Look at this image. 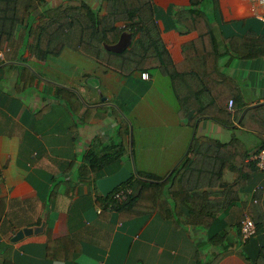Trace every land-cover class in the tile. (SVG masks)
<instances>
[{
	"label": "crops",
	"instance_id": "obj_1",
	"mask_svg": "<svg viewBox=\"0 0 264 264\" xmlns=\"http://www.w3.org/2000/svg\"><path fill=\"white\" fill-rule=\"evenodd\" d=\"M68 1L16 0L13 33L0 39V264H213L218 254L215 264H250L238 229L246 207L255 202V189H264V173L255 172L246 190H235L229 187L232 175L221 176V168L227 154L223 145L245 154L247 161L264 147L262 5L218 0L215 7L204 6L219 41V69L236 84L243 102L234 105L239 103L236 98L232 110L226 102L229 111H239L230 126L209 119L195 122L197 141L180 184L190 193L205 195L214 218L206 231L182 224L183 215L173 221L163 208L148 214L150 210L143 207L137 215L104 209L95 184L77 179L78 167L90 160V149L94 159H104L97 171L104 173L102 177L118 171L130 158V150L136 176H167L185 156L195 125L191 128L178 117L167 76L149 67L142 70L148 73L147 80L138 70L122 75L86 56L78 48L76 25L55 40L63 44L59 54L43 61L31 57L29 27L46 10ZM76 1L101 9V0ZM152 2L163 44L171 61L179 63L182 45L197 33H180L174 13L188 7L190 0ZM6 21L0 29L10 31ZM230 36L241 40L231 46L223 40ZM130 44L125 30L108 52L120 55ZM250 109L257 120L242 126ZM117 114L132 131L131 141L130 130L127 137L129 151L119 158ZM260 196L264 211V195ZM41 226L38 233L13 241L18 231ZM221 231L228 233L227 250L208 242L210 234ZM256 240L264 244V233Z\"/></svg>",
	"mask_w": 264,
	"mask_h": 264
},
{
	"label": "trees",
	"instance_id": "obj_2",
	"mask_svg": "<svg viewBox=\"0 0 264 264\" xmlns=\"http://www.w3.org/2000/svg\"><path fill=\"white\" fill-rule=\"evenodd\" d=\"M217 1L190 0L188 7L174 13L175 21L181 26L178 28L180 33L189 31L197 33L196 38L182 45L183 59L176 64L171 61L155 24L156 10L152 0H101L100 11L94 10L84 2L71 0L55 9H48L38 23L29 27L32 41L27 46L28 52L39 61L45 60L49 55L59 54L63 44L55 43V40L69 27L76 25L80 29L78 48L86 56L105 63L122 75L137 70L142 72L143 68L149 67L167 76L178 103V117L184 119L191 128L197 120L202 119L230 126L232 117L237 118L239 111L236 108L229 111L226 102L231 99L234 102L236 98L239 103L234 105L241 106L243 102L236 84L219 69L218 59L221 54L219 41L204 9L207 3L217 6ZM15 2L16 0H0V23L3 25L4 21L8 20L6 22H9L11 29L10 31L0 29V39H5L7 33H13L17 21L12 17ZM118 23L123 25L119 26ZM125 30L130 33L129 49L120 55L110 54L106 46L114 44ZM223 40L232 46L233 42L238 43L241 39L230 36ZM254 113L253 109L248 110L241 119V125L255 119ZM116 118L120 137L116 144L121 147L116 156L119 158L129 151L127 139L129 128L122 116L117 114ZM196 141L197 138L194 136L187 154L168 177L151 174L132 175L108 195L100 196L104 203L103 208H113L119 215H137L142 213L143 207L150 210L148 214L155 210L160 212L159 210L163 208L166 217L173 221L183 215L182 224L185 226L209 231L214 218L206 207L205 195L190 193L180 184V175L193 156ZM230 142V145H234L235 138ZM223 149L227 154L221 168V176L231 174L229 187L246 190L255 172L259 171L254 161L245 160V154L240 155L227 145H223ZM89 153L88 164L79 166L76 175L79 181L95 184V181L104 175L97 171L105 162L100 156L93 158L95 154L93 149H90ZM105 156L108 158L110 153L107 152ZM121 164L122 161H118V165ZM225 184L221 180V185ZM125 187H130L132 193L123 201H116L115 191ZM260 195H264V189L257 187L252 195L255 202L252 201L246 207L247 215L255 224L254 237L243 242L241 234L239 235L243 254L250 264H264V244H257L256 240V236L264 233V211L258 203ZM238 230L240 233V226ZM227 234L226 231L210 234L208 242L227 250L229 246L225 243ZM220 257L221 254L215 255L212 263L218 262Z\"/></svg>",
	"mask_w": 264,
	"mask_h": 264
},
{
	"label": "water",
	"instance_id": "obj_3",
	"mask_svg": "<svg viewBox=\"0 0 264 264\" xmlns=\"http://www.w3.org/2000/svg\"><path fill=\"white\" fill-rule=\"evenodd\" d=\"M106 49L110 50V49H112V47L106 46ZM196 126L197 125H195L194 131H193V136H194L195 130L197 128ZM131 136H132V131H131V127H130V141H131ZM192 139H191V141L187 147L185 155L187 154V152L190 148ZM129 153H130V158L123 163V165L119 168L118 171H116L115 173H113L111 175L101 177L95 181V186L97 187V189L101 193V195H103V196L108 195L113 190H115L117 187H119L120 185L125 183L132 175H135V167L133 164V160L131 158V150ZM177 165H178V163L171 169V171L168 173V175L166 177H168L171 174V172L173 171V169ZM41 230H42V226L40 228H35V229L24 228L15 234L13 241H17V240H19V239H21L27 235L36 234Z\"/></svg>",
	"mask_w": 264,
	"mask_h": 264
},
{
	"label": "built area",
	"instance_id": "obj_4",
	"mask_svg": "<svg viewBox=\"0 0 264 264\" xmlns=\"http://www.w3.org/2000/svg\"><path fill=\"white\" fill-rule=\"evenodd\" d=\"M252 1H255L259 3L260 5H262L263 11H264V0H252ZM140 75L142 79H145V80L149 79V75L147 72H142ZM228 105H229V110H232V107H231L232 100H229ZM251 160L254 161L259 171L264 172V147L260 148L256 153H254ZM131 193H132V189L130 187L118 189L114 193V198L116 201L121 202L126 198L127 195ZM255 231H256V228H255V224L253 220L247 215V213H244L240 221L241 240L244 242L254 237Z\"/></svg>",
	"mask_w": 264,
	"mask_h": 264
},
{
	"label": "rangeland",
	"instance_id": "obj_5",
	"mask_svg": "<svg viewBox=\"0 0 264 264\" xmlns=\"http://www.w3.org/2000/svg\"><path fill=\"white\" fill-rule=\"evenodd\" d=\"M75 80H76V78H75ZM77 81V80H76ZM100 95V94H99ZM130 130V129H129Z\"/></svg>",
	"mask_w": 264,
	"mask_h": 264
}]
</instances>
